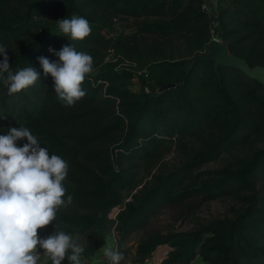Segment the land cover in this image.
<instances>
[{
	"label": "trees",
	"instance_id": "obj_1",
	"mask_svg": "<svg viewBox=\"0 0 264 264\" xmlns=\"http://www.w3.org/2000/svg\"><path fill=\"white\" fill-rule=\"evenodd\" d=\"M218 8L217 38L250 66L264 65V0H219ZM74 15L89 21L91 33L83 40L59 32L58 20ZM126 19L134 30L116 32V23ZM209 25L200 0H0V45L8 50L10 70L33 67L39 73L35 84L12 95L4 84L7 73L0 75V135L26 127L49 156L69 166L62 183L64 199L71 195L73 202L38 229L40 237L51 235L55 224L76 241L82 236L89 242L77 243L87 259L114 229L121 247L130 230L172 203L190 179L182 197L232 195L243 205L231 217L192 231L150 235L137 244L133 263L143 264L157 246L169 244L161 264H189L198 255L207 264H264V194L256 188L264 180V89L238 69L219 65L215 72L213 60L189 71L192 56L211 39ZM65 45L93 58V71L81 85L86 95L70 107L37 59L58 60L49 48ZM167 83L175 86L159 90ZM116 133L118 141L108 148L105 142ZM187 140L198 144L187 160L137 188L143 165L166 145L187 147ZM25 143L27 138L17 146ZM238 147L241 155L223 167L195 173ZM62 264H69L67 256Z\"/></svg>",
	"mask_w": 264,
	"mask_h": 264
},
{
	"label": "clouds",
	"instance_id": "obj_2",
	"mask_svg": "<svg viewBox=\"0 0 264 264\" xmlns=\"http://www.w3.org/2000/svg\"><path fill=\"white\" fill-rule=\"evenodd\" d=\"M59 32L73 40H83L91 33L89 21L83 16L58 20ZM55 34V33H54ZM58 60L37 57L44 75L51 74L54 91L66 106H73L86 95L81 85L93 71L90 54L77 52L71 45L59 51L49 48ZM0 75L7 73L4 84L8 95L19 93L35 84L39 73L33 67L10 70L8 50L0 45ZM27 138L22 147L17 141ZM68 163L56 154L49 156V149L41 147L32 132L23 126L10 127L0 135V264H38V246L52 264H62L65 257L69 264H81L85 249L69 233L60 230L40 237L38 229L56 220L60 207L73 202L71 195L65 200L63 185L68 173ZM70 250V254H69ZM109 264H120L124 254L112 248L103 250Z\"/></svg>",
	"mask_w": 264,
	"mask_h": 264
},
{
	"label": "rangeland",
	"instance_id": "obj_3",
	"mask_svg": "<svg viewBox=\"0 0 264 264\" xmlns=\"http://www.w3.org/2000/svg\"><path fill=\"white\" fill-rule=\"evenodd\" d=\"M50 18L47 17V22ZM38 24V23H37ZM40 24V23H39ZM38 24V25H39ZM116 32H132L134 27L132 26V20L126 19L119 21L115 25ZM14 47L16 44H13ZM111 56L108 55V58ZM132 90L139 88L138 82H133L130 85ZM116 133L111 139H108L105 143L108 148H111L113 144L118 141V135ZM187 147H178L174 144L166 145L159 151L152 161L142 166L139 173V185L143 183H149L153 181V176L158 173H167L168 171L178 167L183 161L189 158L192 152V147L198 146L194 141L187 140ZM243 150L241 147L230 150L229 152L222 153L218 159L206 163L195 170L196 172L205 170H215L223 167L228 163L229 159L234 155H241ZM191 186V180H186L181 186L176 189V198L170 204H161L156 210L148 215V217L138 224L135 228L130 230L123 238V244L121 247L117 245L119 235L111 229L105 239L104 244L94 253L90 258H87V264H109L108 259L104 256L103 250L105 248H112L118 250L124 254V258L120 264H135L133 263L137 244L148 238L152 234L176 232V231H192L197 229L200 225L206 224L212 220L227 218L233 215V211L240 208L243 203L237 196L225 195L216 199L207 198L203 192H194L189 197H182L181 191ZM257 190L264 194V180L256 182ZM136 189L125 192V200H130L132 194ZM120 206V205H119ZM119 206L111 209L109 216L114 217L119 210ZM79 244H86L89 241L82 236L77 238ZM171 250L169 244H161L156 247L152 255L146 259L143 264H161V260L166 257L167 252ZM40 260L38 264H52L51 259L41 252ZM83 260V259H81ZM85 263V264H86ZM189 264H207L198 255Z\"/></svg>",
	"mask_w": 264,
	"mask_h": 264
},
{
	"label": "water",
	"instance_id": "obj_4",
	"mask_svg": "<svg viewBox=\"0 0 264 264\" xmlns=\"http://www.w3.org/2000/svg\"><path fill=\"white\" fill-rule=\"evenodd\" d=\"M204 60L214 61L213 69L215 72H217V67L219 65L238 69L248 78L258 81L264 89V65L256 64L250 66L244 58L231 53L227 45L217 38L210 39L206 45L205 51L196 53L192 56L189 71L197 62ZM174 86L175 83H167L160 86L159 90Z\"/></svg>",
	"mask_w": 264,
	"mask_h": 264
},
{
	"label": "built area",
	"instance_id": "obj_5",
	"mask_svg": "<svg viewBox=\"0 0 264 264\" xmlns=\"http://www.w3.org/2000/svg\"><path fill=\"white\" fill-rule=\"evenodd\" d=\"M218 2L219 0H200V9L203 10L210 18L209 31L211 34V39L217 38V36L215 35V29L217 27L216 16L219 10ZM136 81L137 79L133 78L132 83ZM145 91H148V89L145 88Z\"/></svg>",
	"mask_w": 264,
	"mask_h": 264
},
{
	"label": "crops",
	"instance_id": "obj_6",
	"mask_svg": "<svg viewBox=\"0 0 264 264\" xmlns=\"http://www.w3.org/2000/svg\"><path fill=\"white\" fill-rule=\"evenodd\" d=\"M86 261H87V259H83V260H81V264H85ZM86 264H87V263H86Z\"/></svg>",
	"mask_w": 264,
	"mask_h": 264
}]
</instances>
